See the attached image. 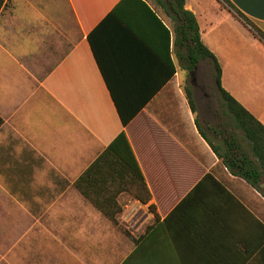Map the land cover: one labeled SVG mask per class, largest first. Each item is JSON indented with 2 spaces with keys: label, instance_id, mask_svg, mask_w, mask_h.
<instances>
[{
  "label": "crops",
  "instance_id": "obj_1",
  "mask_svg": "<svg viewBox=\"0 0 264 264\" xmlns=\"http://www.w3.org/2000/svg\"><path fill=\"white\" fill-rule=\"evenodd\" d=\"M63 1L60 16L0 11V264H264V178L233 175L199 133L172 19L155 0ZM228 1L185 8L222 88L264 125V41L238 15L264 34V0ZM119 109L137 114L124 126ZM122 132L153 213L136 237L75 185Z\"/></svg>",
  "mask_w": 264,
  "mask_h": 264
},
{
  "label": "trees",
  "instance_id": "obj_2",
  "mask_svg": "<svg viewBox=\"0 0 264 264\" xmlns=\"http://www.w3.org/2000/svg\"><path fill=\"white\" fill-rule=\"evenodd\" d=\"M155 1L175 24L176 43L184 49V60L190 74H194L203 61H209L213 65L215 84L221 101L213 114L219 122L216 126L203 125L196 116L199 133L233 175L245 179L261 190L260 185L264 178V125L222 88L220 64L213 52L203 43L196 16L185 8L186 0ZM221 1L233 8L228 0ZM5 2L6 0H0V11ZM238 15L242 20L249 21L240 13ZM249 26L264 41V34L253 24ZM174 75L175 69L170 63V74L166 81ZM184 90L192 111L197 115V100L193 88L187 85ZM119 114L123 125L126 126L137 112L126 115L119 109ZM106 183L113 186L114 191H102V186ZM75 185L82 195L112 222H117L121 210L116 201L119 194L131 192L145 204L150 200L144 176L124 132L116 137Z\"/></svg>",
  "mask_w": 264,
  "mask_h": 264
},
{
  "label": "rangeland",
  "instance_id": "obj_3",
  "mask_svg": "<svg viewBox=\"0 0 264 264\" xmlns=\"http://www.w3.org/2000/svg\"><path fill=\"white\" fill-rule=\"evenodd\" d=\"M32 1H34L35 3H40L42 5V10L44 12H48L51 16H55V15L60 16V14H64L65 11L67 10L66 4L64 3L63 0H32ZM21 2L22 0H18V3ZM216 6L220 9L222 8V6L220 5H216ZM226 10H228V8ZM18 11L23 17H28V18L31 17L29 16L30 9L25 5L19 6ZM242 21H243L242 23L243 27L241 28L242 35L248 36V38H251L252 42H254L252 34L249 32L250 30L249 31L245 30V28H247L246 27L247 23L249 25L252 24L249 21H246L245 19H243ZM259 44H264V43L260 42ZM180 65L182 68V74L180 77L181 87L185 88L187 85H190L193 88L199 109L197 116L199 117L200 122L203 125L208 124L210 126H216L219 120L214 116L213 108L217 110L218 106L221 104V101L219 99V94L215 84L213 65L209 61H203L199 64L196 72L192 75L187 70L186 61L184 59L181 60ZM205 104H207V108ZM133 199H136L135 195L131 192L127 193V195L122 199L120 206L128 203L130 200Z\"/></svg>",
  "mask_w": 264,
  "mask_h": 264
},
{
  "label": "built area",
  "instance_id": "obj_4",
  "mask_svg": "<svg viewBox=\"0 0 264 264\" xmlns=\"http://www.w3.org/2000/svg\"><path fill=\"white\" fill-rule=\"evenodd\" d=\"M153 213L147 203L133 199L121 206L118 224L131 236L142 234L149 226Z\"/></svg>",
  "mask_w": 264,
  "mask_h": 264
}]
</instances>
